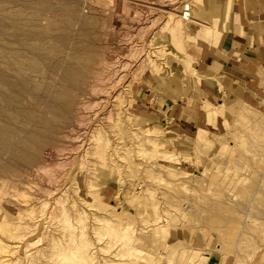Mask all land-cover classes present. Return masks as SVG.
<instances>
[{
    "label": "rangeland",
    "instance_id": "rangeland-1",
    "mask_svg": "<svg viewBox=\"0 0 264 264\" xmlns=\"http://www.w3.org/2000/svg\"><path fill=\"white\" fill-rule=\"evenodd\" d=\"M199 1L0 0V70L68 91L33 162L0 156V264H264V99L197 135L130 115L195 79Z\"/></svg>",
    "mask_w": 264,
    "mask_h": 264
},
{
    "label": "crops",
    "instance_id": "crops-1",
    "mask_svg": "<svg viewBox=\"0 0 264 264\" xmlns=\"http://www.w3.org/2000/svg\"><path fill=\"white\" fill-rule=\"evenodd\" d=\"M198 12L205 24L188 46L186 65L195 79L185 86L172 82L140 91L129 106L138 123L197 135L216 127L228 112L261 105L264 0H201ZM214 260L211 256L215 264Z\"/></svg>",
    "mask_w": 264,
    "mask_h": 264
},
{
    "label": "bare ground",
    "instance_id": "bare-ground-1",
    "mask_svg": "<svg viewBox=\"0 0 264 264\" xmlns=\"http://www.w3.org/2000/svg\"><path fill=\"white\" fill-rule=\"evenodd\" d=\"M51 5V4H50ZM63 5V4H62ZM66 5V4H65ZM49 6V4H48ZM47 6V7H48ZM53 6V5H52ZM64 6V5H63ZM70 5H67L65 8L67 9V7ZM50 7V6H49ZM62 7V6H61ZM60 7V8H61ZM63 7V8H64ZM51 8V7H50ZM56 8V7H54ZM58 9V7L56 8V10ZM63 9H60L59 11L61 12ZM58 12V13H60ZM25 13V12H24ZM23 13V14H24ZM71 13V12H70ZM75 13V11L73 12ZM71 13V14H73ZM22 14V13H21ZM28 14V13H27ZM26 14V15H27ZM68 14V13H67ZM76 14V13H75ZM59 15V14H58ZM61 15V14H60ZM90 15V14H89ZM25 16V15H24ZM22 16V18L24 17ZM28 17V16H27ZM89 17V16H88ZM21 18V17H20ZM66 17H64L65 19ZM24 19V18H23ZM32 19V18H31ZM30 17L28 19V21H31ZM88 19V18H87ZM86 19V20H87ZM93 19V18H91ZM33 20V19H32ZM67 20H69L67 18ZM64 21V20H63ZM88 21V20H87ZM91 21V20H90ZM93 21V20H92ZM91 21V22H92ZM95 21V20H94ZM23 22V20H22ZM34 22V20H33ZM65 22V21H64ZM67 22V21H66ZM69 22V21H68ZM30 23V22H29ZM19 24V23H18ZM26 24V23H24ZM88 25V23H87ZM17 26V25H16ZM67 26V25H66ZM86 26V25H85ZM23 29V28H22ZM25 29V28H24ZM23 29V30H24ZM15 30V29H14ZM68 30V29H67ZM68 33V32H67ZM20 34V33H19ZM66 35V33H65ZM64 35V37H65ZM68 35V34H67ZM66 35V36H67ZM62 36V35H61ZM18 37V36H17ZM60 38V37H59ZM22 43V42H21ZM86 44V43H85ZM88 45V44H87ZM25 46V45H24ZM23 47V46H22ZM36 47V46H35ZM87 47V46H86ZM24 48V47H23ZM26 48V46H25ZM61 48V47H60ZM59 48V49H60ZM88 48V47H87ZM38 49V46H37ZM85 49V48H84ZM25 51V50H24ZM27 51V49H26ZM30 53V51H28ZM36 52V51H34ZM33 52V53H34ZM23 53V52H22ZM32 53V54H33ZM0 54H4V53H0ZM9 54V53H8ZM31 54V55H32ZM24 55V54H23ZM36 54H33V56H35ZM53 55V54H52ZM1 56V55H0ZM4 56V55H3ZM9 56V55H8ZM26 56V55H25ZM38 56V55H37ZM65 56V55H64ZM63 56V58H64ZM89 56V55H88ZM31 57V60H33L34 58ZM55 57V56H54ZM61 57V56H60ZM86 57V56H85ZM90 57V56H89ZM19 58V57H18ZM43 58V56H42ZM52 58V57H50ZM58 58V57H57ZM87 58V57H86ZM53 59V58H52ZM81 59V58H80ZM23 60V59H22ZM29 60V61H31ZM35 60V59H34ZM43 60V59H42ZM63 60V59H62ZM56 61V60H55ZM84 62V60H82ZM81 61V62H82ZM65 62V61H64ZM74 62V61H73ZM24 64V63H23ZM54 64V63H53ZM62 64V62L60 63ZM30 65V64H29ZM63 65V64H62ZM61 65V66H62ZM82 65V64H81ZM32 66V65H31ZM55 66V64H54ZM53 66V67H54ZM85 66V65H84ZM34 67V66H33ZM57 65L54 67L56 68ZM87 67V66H86ZM23 68V67H22ZM40 68V67H39ZM59 68V67H58ZM57 68V69H58ZM84 68V67H83ZM41 69V68H40ZM44 69V68H43ZM62 69V68H61ZM60 69V70H61ZM88 69V68H87ZM21 70L23 69H19V72H21ZM36 69L34 68V71ZM59 70V71H60ZM63 70V74L61 76L62 81L64 82H68L70 80H74L76 77V74L81 72V69L79 67H75L72 64H67L64 66ZM32 71V70H31ZM6 71H1L0 70V86H5L6 90L0 89V120L3 121V123H0V156H2L4 153H8L11 154L14 158H21V162H22V158L25 159L24 161L26 162L27 160H31L34 155H35V151H37V148H39V145L42 143L43 138L46 137L47 133L49 132V130L52 128V120L53 117H48L47 116V112H56L57 110H59L60 108H66L67 104L66 103V99L65 101H63V99L65 97H67V89H55L53 90L52 94H51V98L48 99L46 92H50V87L46 86L44 87V93L40 92L39 86L38 84L35 85L33 88H28V81H31L32 77H30L28 74H22L19 73L17 74V76L15 75V77H12L14 73L12 74H6ZM39 72V71H38ZM84 74H86L85 70L83 71ZM83 74V75H84ZM37 75V74H35ZM84 77V76H83ZM82 78V77H81ZM80 82V81H78ZM31 84V83H30ZM61 84V83H60ZM66 84V83H65ZM34 85V84H33ZM46 85V84H45ZM41 86V85H40ZM67 86V85H66ZM68 87V86H67ZM43 89V88H42ZM71 89V87H70ZM52 90V88H51ZM71 90L69 91V96H71ZM74 95V94H73ZM46 96V97H45ZM50 96V95H48ZM75 96V95H74ZM73 96V97H74ZM48 99V100H46ZM73 99V98H72ZM31 100V101H29ZM69 100V99H68ZM67 100V101H68ZM74 100V99H73ZM75 101V100H74ZM59 102V103H57ZM70 103H72L70 101ZM68 101V104H70ZM42 104L44 105L43 109H39V106H42ZM64 105V106H63ZM62 106V107H61ZM38 112V113H37ZM57 115V113H56ZM60 115V114H59ZM59 115H57L59 117ZM62 117V115H60ZM65 116V115H64ZM52 118V119H50ZM15 121V123L17 122V124H15L16 128H13L12 126V122ZM18 121L22 122V124H31L32 128L28 129L25 134L24 137L21 138V136L19 137V130L20 129V125H18ZM54 124V123H53ZM51 126V127H50ZM55 126V124H54ZM27 127V126H25ZM23 128V127H22ZM26 129V128H25ZM55 129V127L53 128ZM52 129V130H53ZM23 130V129H22ZM22 132V131H21ZM53 132V131H52ZM95 132V131H94ZM93 132V133H94ZM203 132V131H200ZM18 133V134H17ZM17 134L19 141L17 140V143H12L11 139ZM49 134V133H48ZM52 136V135H51ZM50 137V135L48 136ZM17 139V138H16ZM45 139V138H44ZM199 141H201V139L199 138ZM44 143V142H43ZM40 149V148H39ZM8 156V155H7ZM9 157V156H8ZM1 158V157H0ZM12 158V157H11ZM10 157L8 159H11ZM37 158V157H36ZM7 160V159H6ZM19 159L17 161H20ZM37 160V159H36ZM9 161V160H7ZM6 161V162H7ZM13 161V160H12ZM16 159H14V163H15ZM27 161V162H29ZM1 162V161H0ZM26 162V163H27ZM33 162V161H30ZM9 163V162H8ZM2 164L1 168L2 170H7L10 169V164ZM19 164V163H18ZM22 164V163H21ZM14 167V166H13ZM91 182V180H90Z\"/></svg>",
    "mask_w": 264,
    "mask_h": 264
}]
</instances>
